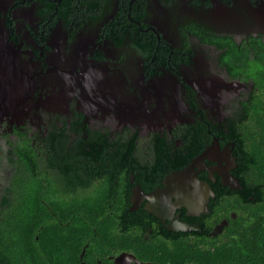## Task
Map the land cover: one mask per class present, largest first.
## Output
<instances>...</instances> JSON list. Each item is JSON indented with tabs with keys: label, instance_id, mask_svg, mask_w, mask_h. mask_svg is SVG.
<instances>
[{
	"label": "flooded vegetation",
	"instance_id": "obj_1",
	"mask_svg": "<svg viewBox=\"0 0 264 264\" xmlns=\"http://www.w3.org/2000/svg\"><path fill=\"white\" fill-rule=\"evenodd\" d=\"M256 49L264 0H0V214L32 172L55 178V222L59 200L74 226L78 201L111 217L83 220L81 264H264V190L224 185L225 160L196 167L203 210L146 197L216 138L250 176L218 132L247 115Z\"/></svg>",
	"mask_w": 264,
	"mask_h": 264
},
{
	"label": "trees",
	"instance_id": "obj_2",
	"mask_svg": "<svg viewBox=\"0 0 264 264\" xmlns=\"http://www.w3.org/2000/svg\"><path fill=\"white\" fill-rule=\"evenodd\" d=\"M255 53L252 74L257 77V89H253L247 115L242 116L240 127L231 125L229 130L222 129L218 133L220 139L225 136L222 143L235 142L238 161L251 169L247 172L249 177H239L242 185L264 190V49H256ZM16 177L11 198L3 201L5 210L0 214V264H81L87 261L88 257L81 259L79 253L84 247L91 249V242L86 244L91 226L83 220H102L105 222L101 223L102 227L106 231L110 229L111 217L103 213L99 202L87 201L82 209L81 202L74 203L73 212L83 214L77 217L83 220L74 226L68 222L67 215L70 213L67 205L72 203L57 201L56 208L58 206L64 221L59 224L55 222V178L45 180L32 172L28 179L22 180L20 173ZM213 185L222 186V183L218 181ZM183 250V247L176 248L174 255L178 256Z\"/></svg>",
	"mask_w": 264,
	"mask_h": 264
},
{
	"label": "water",
	"instance_id": "obj_3",
	"mask_svg": "<svg viewBox=\"0 0 264 264\" xmlns=\"http://www.w3.org/2000/svg\"><path fill=\"white\" fill-rule=\"evenodd\" d=\"M11 85L13 83L0 84V91L3 87L11 88ZM207 158L217 162L225 160L227 165L221 169H215L221 176L222 183L233 188L242 187L240 179L230 170L232 167L230 162L235 160L231 149L227 145L222 147L216 138L184 168L176 170L165 177L163 186L146 195L150 199L149 208L152 211L159 212L166 207L167 201H170L173 197L181 198L179 203L186 204L194 209L203 210L207 208L209 197L212 194V186L210 182L202 179L196 170V167L200 164H207Z\"/></svg>",
	"mask_w": 264,
	"mask_h": 264
}]
</instances>
